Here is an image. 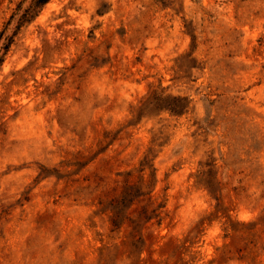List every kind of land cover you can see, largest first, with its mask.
Returning <instances> with one entry per match:
<instances>
[{"label":"rangeland","instance_id":"obj_1","mask_svg":"<svg viewBox=\"0 0 264 264\" xmlns=\"http://www.w3.org/2000/svg\"><path fill=\"white\" fill-rule=\"evenodd\" d=\"M0 264H264V0H0Z\"/></svg>","mask_w":264,"mask_h":264},{"label":"trees","instance_id":"obj_2","mask_svg":"<svg viewBox=\"0 0 264 264\" xmlns=\"http://www.w3.org/2000/svg\"><path fill=\"white\" fill-rule=\"evenodd\" d=\"M45 0H41V2H44Z\"/></svg>","mask_w":264,"mask_h":264}]
</instances>
